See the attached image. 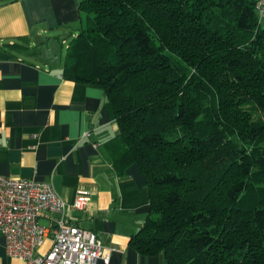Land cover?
<instances>
[{"label":"trees","instance_id":"trees-1","mask_svg":"<svg viewBox=\"0 0 264 264\" xmlns=\"http://www.w3.org/2000/svg\"><path fill=\"white\" fill-rule=\"evenodd\" d=\"M257 0H81L65 78L100 88L148 211L129 245L164 264H264V26ZM193 68V69H192Z\"/></svg>","mask_w":264,"mask_h":264},{"label":"crops","instance_id":"crops-1","mask_svg":"<svg viewBox=\"0 0 264 264\" xmlns=\"http://www.w3.org/2000/svg\"><path fill=\"white\" fill-rule=\"evenodd\" d=\"M80 1L0 0V174L47 181L68 203L89 191L87 208L69 209L66 218L111 248L110 264H164L161 253L129 245L148 211L147 189L136 164L120 176L103 150L119 131L103 91L65 78L63 55L45 47L52 37L67 45L76 35ZM55 31L66 35L48 36ZM59 216L38 221L48 226ZM51 239L36 253H46ZM0 264H26L6 253L1 234Z\"/></svg>","mask_w":264,"mask_h":264},{"label":"built area","instance_id":"built-area-1","mask_svg":"<svg viewBox=\"0 0 264 264\" xmlns=\"http://www.w3.org/2000/svg\"><path fill=\"white\" fill-rule=\"evenodd\" d=\"M255 9L259 18L264 17V0H257ZM90 199V192L81 190L68 203L47 181L0 174V234L6 253L26 264H110L111 248L93 231L66 218L69 209H86ZM52 213L60 216L48 226L39 223V216ZM49 235L51 246L46 253L37 254Z\"/></svg>","mask_w":264,"mask_h":264},{"label":"rangeland","instance_id":"rangeland-1","mask_svg":"<svg viewBox=\"0 0 264 264\" xmlns=\"http://www.w3.org/2000/svg\"><path fill=\"white\" fill-rule=\"evenodd\" d=\"M58 34H60V36H64V35H66V32L55 31V32H50L49 35L48 34H46V35H48V36H56ZM61 41H62L61 39L52 37V39L45 44V47L53 48L58 54H62L63 55L66 45L64 43H61Z\"/></svg>","mask_w":264,"mask_h":264}]
</instances>
